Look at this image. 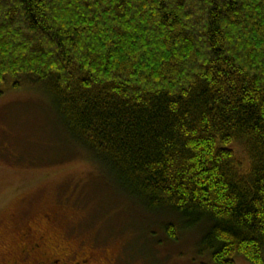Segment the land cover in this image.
<instances>
[{
  "label": "trees",
  "instance_id": "1",
  "mask_svg": "<svg viewBox=\"0 0 264 264\" xmlns=\"http://www.w3.org/2000/svg\"><path fill=\"white\" fill-rule=\"evenodd\" d=\"M0 84L49 97L148 209L208 223L214 264H264V0H0Z\"/></svg>",
  "mask_w": 264,
  "mask_h": 264
},
{
  "label": "rangeland",
  "instance_id": "2",
  "mask_svg": "<svg viewBox=\"0 0 264 264\" xmlns=\"http://www.w3.org/2000/svg\"><path fill=\"white\" fill-rule=\"evenodd\" d=\"M207 226L148 209L70 134L49 97L0 84V258L31 228L121 264H214L199 251ZM236 264L251 263L239 256Z\"/></svg>",
  "mask_w": 264,
  "mask_h": 264
},
{
  "label": "flooded vegetation",
  "instance_id": "3",
  "mask_svg": "<svg viewBox=\"0 0 264 264\" xmlns=\"http://www.w3.org/2000/svg\"><path fill=\"white\" fill-rule=\"evenodd\" d=\"M44 234L31 228L23 231L16 247L4 248L0 264H121L111 255L101 258L99 248L84 245L74 250L66 243L48 240Z\"/></svg>",
  "mask_w": 264,
  "mask_h": 264
}]
</instances>
